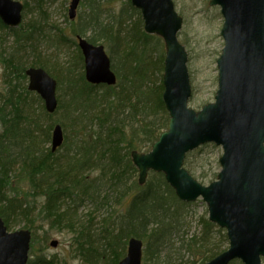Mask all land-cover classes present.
Returning a JSON list of instances; mask_svg holds the SVG:
<instances>
[{
  "label": "trees",
  "instance_id": "obj_1",
  "mask_svg": "<svg viewBox=\"0 0 264 264\" xmlns=\"http://www.w3.org/2000/svg\"><path fill=\"white\" fill-rule=\"evenodd\" d=\"M25 1V10L28 9L30 1L36 3L41 11L39 16L41 19H36L33 26L22 25L20 29L11 31L13 32L12 40H10V36H6L1 32L2 29L7 30V27L0 19V46L5 49L0 51V61L5 69H7V65H9L8 68L21 65L22 67L16 68L17 73L11 71V73L20 76L21 79L27 80L25 75L27 67H43L58 80L59 86L65 79H68L71 86L80 87L83 84L80 87L82 91H91L87 95L78 90L76 94L81 97V102L86 100L83 96L90 99L87 109L84 110L85 117L88 110L94 112L90 123L82 115L72 117L67 114V119L85 123L83 125L85 131L83 133L81 131L76 132L80 137L89 135L94 138L95 133L93 132L96 130L93 122L103 124L104 130H106L105 144L102 148L106 156L103 155V157L108 161H103L101 164L103 166H105L104 163L110 166L114 165L112 176L116 177L117 188L114 186L113 189H117V192H119L117 193V202H122L123 198L132 193L129 204H125L123 207H127L125 212L117 213L116 218L112 216L113 214L104 217L103 227L93 230L90 237H84L88 230L86 231L83 228L78 231L75 237L76 241H74V253L79 252V255L83 258L89 257L92 264H96V261L101 260V253H106L108 250L113 253L117 250V258H123L126 255V245L129 238L138 237L146 243L145 261L160 259L162 257L161 250L171 239L172 216L180 213V208H174L175 204L172 200L180 202L183 206L187 205L178 199L174 189L167 183L162 173L151 172L150 179L144 185H140L138 170L132 161V151L149 150L168 125L169 114L162 99L164 90L162 76L166 57L162 38L144 31L140 11L132 6L130 0H82V6L85 7V11L81 15L82 21L78 25L71 22L72 33L87 36L89 41L93 43L108 41L113 45L112 48L115 47L113 50L118 55L117 64H115L118 83L114 86L92 85L87 82L85 71L78 76L79 72L75 69L62 70L59 66L62 64L57 63L56 58L59 56L64 43L69 45L70 41L66 43V39H63L61 33L65 29L62 27L55 26V23L46 25L42 23V20L50 21V13H46L43 7V1L47 2L48 0ZM119 1H122L123 5L117 11L116 16L103 14L108 5L110 6ZM49 26L50 29H56V34L49 32ZM59 40H61L60 43ZM43 41L49 47L55 44L54 50L49 51L47 47H44ZM153 41L155 45H152ZM73 44L77 50L74 65L80 62L84 65V57L78 43L74 40ZM74 65H71V67ZM55 66L56 69L54 70L53 67ZM149 80L153 83L152 87L148 84ZM74 86H72V89H75ZM94 91H96V94ZM12 92L14 93V90L8 92V96H14ZM0 95L7 96L1 92ZM20 102L19 100L16 101L17 104ZM58 102L61 104L59 96ZM17 104H8V107H10L8 111H5V108L0 104V125H3L0 130V215L4 218L7 226L10 227V218L19 214L20 216L25 215L26 219L22 218L25 223L24 226L30 227L29 223L34 220L31 215L37 213L35 210L36 205L32 204V199L35 202L37 200L41 202L42 196L45 198L42 210L47 214L45 216H55L53 219H60L61 217L62 220V218L68 216V211L63 209L62 198H74V201L77 196L82 195L81 192L86 193L95 205L104 206L108 213L112 207L110 202L113 198L110 197L111 192L104 195L102 190L95 191L99 189L98 186L88 190L84 188V191L80 189L82 185L90 187L86 181L87 175L85 173L98 169L91 168L94 151L75 155H71L68 151L58 154L56 160H51L53 169L55 171L60 170L59 165L62 159H67L66 162H69L68 169L66 172L65 169H62L60 174L64 172L65 174L61 175V178L59 175L52 174L51 179L46 180L44 168L48 166V170L51 169V164L46 163L47 159L37 169L34 165L40 160L37 153L34 156L32 152L26 154L12 150L13 146L18 143L13 138L6 137H20L25 134L20 123L22 122L21 105ZM144 112H147L146 116L142 117L141 115L145 114ZM149 116H151L150 119ZM57 122L61 124L60 117H58ZM62 123L65 125L64 122ZM103 133L102 130L98 137H102ZM139 135L143 136L141 141L136 139ZM107 139L109 140L107 141ZM83 141L85 140L83 139ZM145 143L148 144L147 150L144 147ZM51 155L53 154L51 153ZM103 170L109 172L107 169ZM36 172H42L43 174L42 185L41 181L40 183L37 182ZM79 172H83L81 179L78 181L73 180L72 178L79 175ZM13 178H26L31 181V189L26 195L22 194L20 187L12 184ZM110 189H112V186ZM40 211L37 213V218H41L40 213L42 212ZM169 214L172 216L170 218L166 217ZM121 219L123 220L121 221ZM88 223L90 231L94 223L92 220H89ZM116 224L117 231L112 229V226L114 228ZM201 224L203 225V232L201 231L198 236L193 235L191 243H189V246H193L197 250L196 252L200 254V264L218 254L221 249L219 248L220 244H216L214 247L211 241L206 243L207 240H210V235H213L214 224L207 217H202ZM53 225L62 230L66 224L62 221H54ZM94 231L99 232L96 234ZM113 232H117V237L113 236ZM223 237L225 240L227 239L225 235ZM219 242L222 241L219 240ZM94 243H100L99 247ZM204 243H206L204 247L207 248L200 253ZM45 249V246H42L37 252L34 247L36 253L33 252V255L35 256L29 260L28 264H58L57 256L53 255V259H49L46 252H44Z\"/></svg>",
  "mask_w": 264,
  "mask_h": 264
},
{
  "label": "water",
  "instance_id": "obj_2",
  "mask_svg": "<svg viewBox=\"0 0 264 264\" xmlns=\"http://www.w3.org/2000/svg\"><path fill=\"white\" fill-rule=\"evenodd\" d=\"M141 9L147 32L164 38L166 60L163 99L170 113L168 129L151 151H133L132 159L144 183L150 170L164 172L176 194L186 201L202 195L210 221L229 230L231 247L206 264H228L241 258L245 264H262L264 256V0H212L224 16L225 47L218 58L219 89L216 101L196 111L188 107L191 84L188 52L177 37L183 17L173 0H132ZM79 0H72L74 18ZM23 3L0 0V17L13 25L22 20ZM87 79L92 83H116V75L103 46L80 39ZM30 89L57 106V81L44 69L31 68ZM57 126L54 147L62 143ZM222 144L219 180L204 186L182 168L186 153L206 142ZM31 234L8 232L0 216V264H27ZM55 245V243H53ZM142 241L131 239L127 257L120 264H141Z\"/></svg>",
  "mask_w": 264,
  "mask_h": 264
},
{
  "label": "rangeland",
  "instance_id": "obj_3",
  "mask_svg": "<svg viewBox=\"0 0 264 264\" xmlns=\"http://www.w3.org/2000/svg\"><path fill=\"white\" fill-rule=\"evenodd\" d=\"M25 3V0H20ZM176 4L177 11L180 15L184 18V24L181 32L179 33V40L183 43L188 52H189V61L188 67L191 76V84H192V96L189 102V105L195 109L201 108L205 103L211 102L215 100V95L218 89V67H217V59L220 57L223 47H224V39L221 35V29L223 26V16L221 14V10L219 6L211 5L210 0H174ZM29 2V1H28ZM83 1L81 0L79 7L77 9V16L74 19L69 18V5L70 0H48L47 2L43 1V7L45 8L46 13L49 14V20H42V23L46 24H53L55 26L62 27L65 29L61 35L63 39H66V45L64 43L63 48L59 52V56L56 58V61L62 70L66 69H75V71L80 73L84 72L85 66L82 65V62L79 64L74 65L75 57L77 55V50L74 46V40H77V37L72 33L70 26L72 23L79 24L82 21V14L85 11V7L82 6ZM42 5V4H41ZM123 2L119 1L112 5H108L105 8L104 15H117V11L122 7ZM109 7V8H108ZM103 10V11H104ZM41 11L39 7L36 5L35 2L30 1L28 5V9L24 10L23 13V26L30 25L33 26V23L36 19L39 18ZM70 20V22L67 20ZM72 22V23H71ZM50 29V26H49ZM6 36H10V40L13 39L12 33L2 30L1 31ZM51 34H56V29L52 28L49 30ZM61 40H59V43ZM43 46L47 47L49 51L54 50V46H48L43 41ZM104 47L108 54L111 56L112 60L114 58V62L117 64V52H114L112 48L113 45L106 41L103 42ZM154 44V41L152 43ZM165 51V49H164ZM156 54V53H155ZM55 64V63H54ZM56 65V64H55ZM71 65H74L71 67ZM5 69L4 65L0 62V92L4 95H0V104L5 108V111H8L10 107L8 104H17L16 101H21L18 103L21 105V112L25 109L24 114L22 116V131L25 133L20 137L14 136H7L6 138H13L15 142L18 144L14 145L13 147L19 150L22 153L31 152L34 150L36 152L41 144V153H46L47 150L50 148V141L52 130L54 128V124L57 123L58 117L61 118V125L63 127L66 142L63 147L60 149L62 151H68L71 155H74L76 152L83 154L84 152H93L94 151V158L91 168H98L91 172L85 173L86 181L89 183L90 187L88 186H81V191L92 189L98 186L99 189L95 191L102 190L104 195H108L110 193V188L112 185L116 184L117 188V180L116 177L112 176L114 172V165L110 166L109 164L104 163L103 166L101 163L106 160L103 155L106 156L105 152L103 151V144H105V131L103 124L100 122H93L94 131L95 133L94 138L92 136H84L80 137L78 135V131L83 133L85 129H83V122L74 121L72 119H67V114H70L72 117H78V115H82L84 118H87V122L90 123V120L94 116L93 110L87 111V116L84 115V110L87 109L88 102L90 99L81 102V97L77 96V91L83 84L80 85L79 88L72 89L71 82L68 79H65L61 85L58 87L59 91V98L60 103L55 114H47L45 113L46 107L45 103L42 99L39 98L37 92H29L27 91V84L28 80L21 79L20 76L11 73L14 71L17 73L16 68L22 67L21 65H17V67ZM71 67V68H69ZM56 69V66L53 67ZM68 76V74H67ZM159 76L158 74L156 75ZM63 79V78H62ZM70 79V77H69ZM79 80V79H77ZM148 83L149 86H153L151 80ZM85 88V87H84ZM14 90L12 95L8 96V92ZM34 92V93H33ZM96 94V91H94ZM88 95V94H87ZM158 98V95L156 96ZM83 103L84 105H80ZM17 104V105H18ZM49 113V112H48ZM141 115L142 117L146 116L147 112ZM149 115V113H148ZM148 118V117H147ZM151 116H149V119ZM64 122L65 125L62 123ZM80 122V123H79ZM3 128V125H0V130ZM82 129V130H80ZM103 130V136L98 137ZM2 133V132H1ZM92 133V134H93ZM83 139L85 141H83ZM104 139V141H102ZM137 141H141L143 136H137ZM109 139H107L108 141ZM76 141V142H75ZM20 142V143H19ZM32 142V143H28ZM34 142V143H33ZM70 146V148H69ZM106 147V146H105ZM145 150H147L148 144L145 143L144 145ZM59 151V152H60ZM107 151V150H106ZM223 153V148L219 145L214 143H207L198 149L190 152L186 158L185 166L186 168L193 174L195 178H197L203 184H208L210 181L216 178V174L220 170V162L219 158ZM42 158L35 163V167L37 169L40 168V164L43 163L46 159V163L51 164L50 171L48 170V166H45L44 172L45 179H51V175H61L65 174L66 170L68 169L69 162H66L67 159L61 161L60 163V170L55 171L53 169V162L52 159L56 160L57 156L54 154L53 157L45 154L44 156L40 155ZM111 156V155H110ZM56 157V158H55ZM79 157V155H78ZM89 168V167H88ZM107 169L109 172H105L103 169ZM62 169H65L63 174ZM43 172V170H42ZM42 172L37 173V182L42 185ZM50 173V174H49ZM69 174V172H67ZM66 173V175H67ZM83 172H79V175L72 178L75 181L81 179ZM68 176V175H67ZM66 178V176H64ZM150 176L148 177V180ZM115 182V183H114ZM31 181L27 180L26 178H13L12 184L16 185V187H20L22 190V194L26 195L31 189L32 183ZM46 184V182H45ZM44 184V186H45ZM40 188V186H39ZM117 189L111 191L110 200L112 207L109 209L107 213L104 206L95 205V203L91 202V198L84 192H81L82 195L77 196L76 200L73 201L74 198L68 199L62 198L63 202V209L68 211V216L60 219H53L55 216H45L47 215L42 207H44L43 203L45 198L42 196L39 202L33 201L32 204L36 205L35 210L38 213L41 209L40 216L44 221H37L36 216L38 215L35 213L31 215V218H34L32 222L29 224L31 225L29 228L32 230L33 234V242H32V251L36 253L38 252L42 246H45V251L49 253V258L53 259V255H56L58 264H92L89 260V257L83 258L78 253H74V241H76L75 237L80 229L88 230L84 237H90V234L93 230L103 227V219L104 217L112 216L114 218L117 217V213L126 210L127 207L123 208L129 204L131 199V194L127 195L123 198L122 202H117ZM192 206H179L180 213L179 215L171 214L167 215L166 217L170 218L172 216V223L173 231L171 235V240L168 244L164 245L165 247L161 250L162 257L156 261L153 259L144 261L147 264H200V254L196 252L197 250L193 248V246H189L191 243V237L193 235L198 236L201 231L203 232V225L201 224V217H208V211L206 209V205L202 199L193 203ZM26 219L25 215L20 216L19 214L16 216H12L10 218V227H8L9 231L17 230L21 227H24V220ZM201 218V219H200ZM200 219V220H199ZM92 220L94 225L93 228L89 231V223L88 221ZM123 219H121L122 221ZM54 221H62L65 227L62 230H59L55 225H53ZM219 227H213V235H210L211 244H220L219 248H221L219 252L224 250L229 246L227 240L224 239L221 235L224 233L223 231L219 232ZM112 229L117 231V224L112 226ZM96 234L99 231H94ZM93 232V233H94ZM221 233V234H219ZM117 232H113V236L117 237ZM94 235V234H93ZM221 240L222 242H219ZM117 242V240H116ZM55 243V245H53ZM202 244V248L200 249V253L205 251L207 247H204L205 244ZM94 245L98 246L100 243H94ZM146 249V243H144ZM34 247L36 251L34 250ZM126 245V253H127ZM102 258L96 264H119L122 258H117V250L113 253L111 250L106 251V253H101ZM33 258L35 255H30ZM120 257V256H119ZM231 264H240L239 262H233Z\"/></svg>",
  "mask_w": 264,
  "mask_h": 264
},
{
  "label": "bare ground",
  "instance_id": "obj_4",
  "mask_svg": "<svg viewBox=\"0 0 264 264\" xmlns=\"http://www.w3.org/2000/svg\"><path fill=\"white\" fill-rule=\"evenodd\" d=\"M75 87V89L76 88H79L78 86H74ZM78 90H81L80 88L78 89ZM82 91V90H81ZM82 92H84L85 94H88V93H90L91 91H88V90H85V91H82ZM80 105H84L83 103H80V101H77ZM24 111H25V109H23V111L21 112V115H23L24 114ZM12 150H14L15 152H20L19 150H17V149H12ZM172 202H174V208H180L179 206H183L180 202H177V201H175V200H172Z\"/></svg>",
  "mask_w": 264,
  "mask_h": 264
},
{
  "label": "flooded vegetation",
  "instance_id": "obj_5",
  "mask_svg": "<svg viewBox=\"0 0 264 264\" xmlns=\"http://www.w3.org/2000/svg\"><path fill=\"white\" fill-rule=\"evenodd\" d=\"M2 49H3V48L0 46V51H1ZM4 50H5V49H3V51H4ZM3 51H2V52H3Z\"/></svg>",
  "mask_w": 264,
  "mask_h": 264
}]
</instances>
